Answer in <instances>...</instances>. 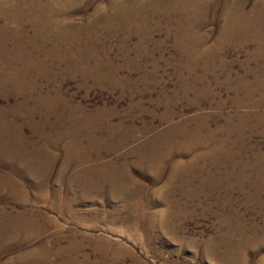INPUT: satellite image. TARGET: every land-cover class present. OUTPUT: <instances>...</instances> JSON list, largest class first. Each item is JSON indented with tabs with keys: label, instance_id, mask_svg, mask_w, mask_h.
<instances>
[{
	"label": "rangeland",
	"instance_id": "obj_1",
	"mask_svg": "<svg viewBox=\"0 0 264 264\" xmlns=\"http://www.w3.org/2000/svg\"><path fill=\"white\" fill-rule=\"evenodd\" d=\"M234 1L210 0L193 22L159 4L126 22L109 0H83L68 34L1 22L0 49L37 57L30 78L55 102H24L0 80V264L51 259L73 241L95 262L109 242L118 264H264V54L239 35L212 50ZM73 138L84 161L69 157ZM22 213L42 229L20 227Z\"/></svg>",
	"mask_w": 264,
	"mask_h": 264
},
{
	"label": "bare ground",
	"instance_id": "obj_2",
	"mask_svg": "<svg viewBox=\"0 0 264 264\" xmlns=\"http://www.w3.org/2000/svg\"><path fill=\"white\" fill-rule=\"evenodd\" d=\"M81 2L83 0H0V35L3 33V27L1 25V22L6 17H9L11 20V24L13 26L10 27V29L13 32L21 33L20 24L19 27L15 25L17 22L19 23L22 19L25 18L37 21L38 24H43L44 26H51L56 25V29L62 32H66L67 34L71 32L73 27L71 17H70V7H73L72 5L76 4L77 2ZM233 1V0H232ZM110 8L113 11L112 13L120 14L123 16V19L126 20V22H140V20H145L142 18L139 13L142 9H145L148 7V5L152 4H159V6H162L164 8V11L167 10L170 13L177 14L178 19L181 22L189 21L191 22L196 17L200 16L203 17V7L210 3V0H109ZM233 3V2H232ZM78 4V3H77ZM77 6V5H76ZM75 6V7H76ZM228 6V5H227ZM255 6V7H254ZM253 9H250L249 11L246 9L245 0H236L234 1L233 6L231 7L230 12H227L226 18L227 22L224 26L223 35L220 38V42L218 45H216L212 50L218 51L221 49L222 45L231 39H233V36L239 35L238 38L241 42H246L249 39L256 40L258 42L260 51L259 53L264 54V0H256V5H254ZM74 8V7H73ZM159 8V7H158ZM161 8V7H160ZM230 8V7H229ZM158 11V10H157ZM161 11V10H160ZM108 14V13H107ZM206 14V13H205ZM114 16V15H113ZM110 17V16H109ZM144 17V16H143ZM146 18V17H145ZM204 18V17H203ZM112 19V18H111ZM122 19V20H123ZM8 20V18H7ZM97 20V19H96ZM115 20V19H114ZM196 21V20H195ZM10 22V21H9ZM22 22V21H21ZM29 22V21H28ZM193 22V21H192ZM24 23V22H23ZM125 23V22H124ZM28 24V23H27ZM26 24V25H27ZM76 24V23H75ZM82 24V23H81ZM131 24V23H130ZM142 24V23H141ZM23 25V24H22ZM37 25V24H36ZM133 25V24H131ZM138 25V24H137ZM8 26V25H7ZM35 26V25H34ZM77 26V24H76ZM79 26V24H78ZM139 26V25H138ZM26 27V26H25ZM44 28V27H43ZM79 28V27H78ZM86 28V27H85ZM89 29V27H87ZM83 29V28H82ZM10 30V31H11ZM36 30V28H35ZM44 30V29H43ZM47 30V28L45 29ZM84 30V29H83ZM82 30V31H83ZM5 31V30H4ZM42 31V30H41ZM40 31V32H41ZM48 31V30H47ZM50 31V30H49ZM53 31V30H51ZM69 31V32H68ZM44 32V31H43ZM42 32V33H43ZM55 32V28L54 31ZM7 33V32H6ZM48 33V32H47ZM46 33V34H47ZM50 33V32H49ZM60 33V32H59ZM72 33H75L73 31ZM77 33V32H76ZM5 34V33H4ZM11 34V33H10ZM14 34V33H12ZM11 34V35H12ZM23 34V33H22ZM37 34V33H36ZM35 34V35H36ZM41 34V33H40ZM51 34V33H50ZM66 34V36H67ZM19 35V34H17ZM49 35V34H48ZM47 35V37H48ZM52 35V34H51ZM15 36V35H14ZM20 36V35H19ZM18 36V37H19ZM42 36V35H41ZM62 36H64L62 34ZM74 36V35H73ZM4 37V35H3ZM11 37V36H10ZM17 37V38H18ZM21 37V36H20ZM19 37V38H20ZM31 37V36H30ZM37 37V36H36ZM183 37V36H182ZM18 38V39H19ZM44 38V37H43ZM197 46L199 44L202 46L205 43L201 41L200 36L197 37ZM5 39V38H4ZM33 39V38H32ZM47 39V38H46ZM64 39V38H63ZM66 39V38H65ZM190 39V38H189ZM16 40V39H15ZM5 41V40H4ZM28 41V40H27ZM33 41V40H32ZM31 41V42H32ZM22 42V41H21ZM4 43V42H3ZM16 43H14L15 45ZM23 47L25 44H22ZM22 47V46H21ZM26 47V46H25ZM16 48V47H15ZM198 49V47H196ZM13 49V48H12ZM11 49V50H12ZM191 49V48H190ZM194 50V48H192ZM207 49V48H206ZM20 50V49H18ZM22 50V49H21ZM25 50V49H24ZM189 50V49H188ZM211 53L212 50L208 49ZM207 50V51H208ZM191 51V50H190ZM195 51V50H194ZM202 51V50H201ZM13 52V51H12ZM12 52L5 46H3L0 49V80H2V89L5 88V93L8 90L10 86H13L16 90V93L19 96L24 97V102L29 101L28 97H31L35 104L37 105H44V103L49 102V104H53L55 101L51 99L52 96L42 95L38 93V83L35 77H31L30 73L31 65L34 62L35 58H29L26 62L22 61V57L20 55L16 56L12 54ZM15 52V51H14ZM197 52V51H196ZM20 53V52H19ZM18 53V54H19ZM30 53V52H28ZM27 53V54H28ZM47 53V52H46ZM199 53V52H197ZM202 53V52H201ZM209 53V52H207ZM26 54V52H25ZM24 54V55H25ZM214 54V53H213ZM23 55V54H22ZM31 55V54H29ZM49 57V55H48ZM25 59V60H26ZM40 59V58H39ZM44 59V58H43ZM43 61V60H42ZM40 62V61H39ZM42 63V62H41ZM36 64V63H35ZM45 64V62H44ZM21 65V66H20ZM39 65V64H38ZM35 66V65H33ZM40 66V65H39ZM44 66V65H42ZM44 73V71H43ZM47 73V72H46ZM39 75V74H38ZM38 78V76H37ZM1 85V84H0ZM262 89L264 90V84H262ZM1 88V87H0ZM12 88V89H14ZM11 90V89H10ZM13 92V91H12ZM11 93V92H10ZM36 94V96H34ZM16 94V95H17ZM264 95V94H263ZM6 96V95H5ZM10 96V95H9ZM13 96V95H12ZM17 97V96H16ZM21 102V101H20ZM19 102V103H20ZM22 102V103H24ZM18 106H21L18 104ZM53 106V105H52ZM51 106V107H52ZM17 107V106H16ZM36 107V105L34 106ZM19 108V107H18ZM22 108V107H21ZM28 108V107H27ZM30 108V107H29ZM33 108V107H32ZM34 109V108H33ZM18 110V109H16ZM28 112V111H27ZM30 112V111H29ZM30 115V114H29ZM5 116V115H3ZM32 116V115H31ZM32 119V118H31ZM11 124V123H10ZM7 125V124H6ZM8 126V125H7ZM6 126V127H7ZM13 126V125H12ZM11 126V127H12ZM5 127V126H4ZM10 128V127H9ZM11 129V128H10ZM172 129V128H171ZM170 129V130H171ZM12 131V130H11ZM96 131V130H95ZM99 132V131H98ZM169 132V131H168ZM67 133V132H66ZM77 133V132H76ZM75 134V133H74ZM47 135V134H46ZM76 135V134H75ZM18 136V135H17ZM23 136V135H22ZM63 136V135H62ZM98 136V135H97ZM22 138V137H21ZM49 140V139H48ZM52 140V139H51ZM54 140V139H53ZM158 140V139H157ZM166 140V139H165ZM50 141V140H49ZM79 140L77 138H73V141L71 139V142L69 143L67 149L69 150L68 153H70V158L77 156V159L79 157L84 161V157L87 154L86 149H82L79 145ZM96 141V140H95ZM187 143V142H186ZM10 145H20L19 147L23 148L26 147V144L24 140L17 139L13 137L12 139H9ZM165 144V143H164ZM203 144V143H202ZM28 145V144H27ZM148 145V144H147ZM8 146V145H6ZM11 148V147H10ZM31 149V148H30ZM153 149V148H152ZM151 149V150H152ZM9 150V149H8ZM38 150V149H37ZM89 150V149H88ZM99 150V149H98ZM156 150V149H155ZM45 151V150H44ZM90 151V150H89ZM91 153V152H89ZM155 153V152H154ZM198 154V153H197ZM39 155V154H38ZM155 155V154H154ZM153 155V156H154ZM79 156V157H78ZM101 156V155H100ZM34 157V156H33ZM56 157V156H55ZM90 156H88L89 158ZM32 159V158H31ZM41 159V158H40ZM33 160V159H32ZM70 161V160H69ZM81 161V160H80ZM77 161V162H80ZM89 161V160H88ZM43 163V162H42ZM84 163V162H82ZM87 163V162H86ZM44 164V163H43ZM97 164V163H95ZM112 165V163H111ZM177 166V165H176ZM175 166V167H176ZM126 168V167H125ZM177 168V167H176ZM107 169V167H106ZM175 169V168H174ZM155 170V169H154ZM93 167L90 168L89 172L90 175L94 174ZM104 171V170H102ZM174 171V170H173ZM105 172V171H104ZM40 172H38L39 174ZM108 173V172H107ZM113 173V171L111 172ZM110 173V174H111ZM96 174V173H95ZM109 174V173H108ZM41 175V174H40ZM86 175V174H85ZM103 175V174H102ZM113 175V174H112ZM111 175V176H112ZM92 176V175H91ZM104 176V175H103ZM95 177V175H94ZM88 178V177H87ZM127 178V177H126ZM115 179V177H114ZM79 180V179H78ZM92 180V179H91ZM119 181V180H118ZM92 182V181H91ZM93 183V182H92ZM112 183V182H111ZM125 184V183H123ZM130 184V183H129ZM134 184V183H133ZM117 185V184H116ZM48 180H43L42 184H38L36 186L37 196L39 199H45L50 194V188L48 187ZM101 186V185H100ZM118 186V185H117ZM125 186V185H124ZM48 187V189H47ZM123 187V185H122ZM127 188V187H126ZM124 189V188H123ZM119 191V190H118ZM55 193V192H54ZM60 194V193H59ZM51 195V194H50ZM55 201L58 200V196L56 193L54 194ZM25 197V196H24ZM54 202V201H53ZM56 204V203H55ZM71 203H68V206H70ZM67 205V204H66ZM56 206V205H55ZM59 206V205H58ZM57 206V208H58ZM55 208V207H54ZM53 208V209H54ZM69 208V207H68ZM60 209V208H58ZM56 210V208H55ZM27 213V212H26ZM18 225L22 227L24 230L31 231L32 229L38 228L42 229L43 222L39 221L37 216H34L33 214H25L22 213L18 216ZM49 223H54L55 220L48 219ZM15 223V222H14ZM16 226V225H15ZM37 229V230H38ZM30 238V237H29ZM28 240V239H26ZM73 240V239H72ZM105 242V241H104ZM57 244H61L60 241H58ZM61 246V245H60ZM86 246L84 245L83 241H73L68 246V248H55L51 253H49L52 258L48 259L47 257L39 256L36 258L32 264H118L116 257H111L110 259V243L107 242L104 247L99 248L100 249V261H93L91 259V256L89 254L83 253V250ZM96 249H98L97 246H95ZM116 248V247H115ZM49 249V248H48ZM95 249V250H96ZM35 252V251H34ZM49 252V250H47ZM128 252V251H127ZM62 254H65L67 257L62 262L55 261L56 258ZM48 255V254H47ZM112 256V255H111ZM63 260V259H61Z\"/></svg>",
	"mask_w": 264,
	"mask_h": 264
}]
</instances>
